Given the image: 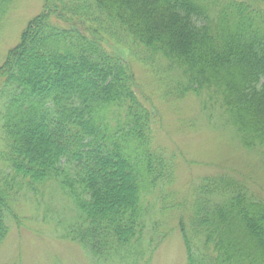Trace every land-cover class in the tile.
Returning <instances> with one entry per match:
<instances>
[{"label":"trees","instance_id":"obj_1","mask_svg":"<svg viewBox=\"0 0 264 264\" xmlns=\"http://www.w3.org/2000/svg\"><path fill=\"white\" fill-rule=\"evenodd\" d=\"M128 48L264 161V0H43L0 67V244L11 204L53 181L74 204L60 237L95 264H150L147 231L172 165ZM194 195L186 264H264L263 201L225 176Z\"/></svg>","mask_w":264,"mask_h":264},{"label":"rangeland","instance_id":"obj_2","mask_svg":"<svg viewBox=\"0 0 264 264\" xmlns=\"http://www.w3.org/2000/svg\"><path fill=\"white\" fill-rule=\"evenodd\" d=\"M42 9L43 0H8L0 15V67L27 22ZM128 49L124 56L136 91L153 110V143L172 165L168 180L157 188L163 192L156 196L147 231L146 239L153 238L147 259L150 264H186L182 229L192 219L200 180L225 176L264 202V161L255 151L243 148L233 128L217 120V115L208 120L199 97L187 93L178 98L169 92L172 73ZM28 190L11 204L13 216L0 244V264H95L78 244L58 234L57 220L73 215L74 204L66 191L53 181Z\"/></svg>","mask_w":264,"mask_h":264}]
</instances>
